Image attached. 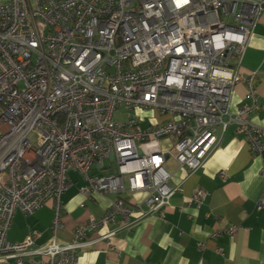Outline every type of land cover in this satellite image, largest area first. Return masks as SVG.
I'll list each match as a JSON object with an SVG mask.
<instances>
[{
	"label": "built area",
	"instance_id": "2783aa9c",
	"mask_svg": "<svg viewBox=\"0 0 264 264\" xmlns=\"http://www.w3.org/2000/svg\"><path fill=\"white\" fill-rule=\"evenodd\" d=\"M263 10L264 0L0 1V262L37 255L33 264H77L96 241L110 244L161 211L178 189L169 185L170 161L196 171L229 124L263 156L264 128L249 119L256 71L241 70ZM241 81L252 104L231 113ZM70 170L84 180L85 199L116 198L58 241ZM123 193L143 196L127 203ZM206 196L196 189L191 201ZM48 203L47 243H36L35 230L6 239L16 211Z\"/></svg>",
	"mask_w": 264,
	"mask_h": 264
},
{
	"label": "crops",
	"instance_id": "0c3cea01",
	"mask_svg": "<svg viewBox=\"0 0 264 264\" xmlns=\"http://www.w3.org/2000/svg\"><path fill=\"white\" fill-rule=\"evenodd\" d=\"M8 1V0H0ZM241 70L256 71L257 107L249 114L252 123L264 128V10L254 25L245 48ZM242 104H252L246 81L239 82L232 93L230 112ZM171 187H178L161 211L139 220L129 230L118 231L106 241H96L79 252L77 264H264V155H253L243 136L229 124L219 144L196 171L188 173L170 162ZM225 170L222 179L218 172ZM69 187L62 193V226L58 241H69L76 226L89 216H98L116 198L113 194L85 199L79 192L84 180L74 170L68 172ZM207 196L202 203L191 201L196 189ZM141 193H123L120 198L131 203ZM83 203V206H81ZM50 203L31 215L16 211L6 239L19 242L30 231H37L36 243L42 245L52 237ZM236 225L234 234L221 231ZM111 227H104L90 238ZM216 231H221L213 236ZM203 243L201 248L199 243ZM37 255L24 257L21 264H33ZM0 264H18L14 259Z\"/></svg>",
	"mask_w": 264,
	"mask_h": 264
},
{
	"label": "rangeland",
	"instance_id": "374dc122",
	"mask_svg": "<svg viewBox=\"0 0 264 264\" xmlns=\"http://www.w3.org/2000/svg\"><path fill=\"white\" fill-rule=\"evenodd\" d=\"M150 114H151V112H150V111H147V112H144V113H143V116H144V117H147V116H149ZM170 162H172V161H170Z\"/></svg>",
	"mask_w": 264,
	"mask_h": 264
}]
</instances>
